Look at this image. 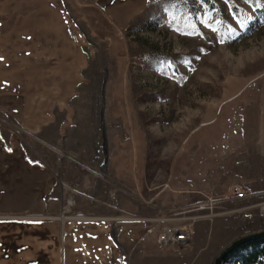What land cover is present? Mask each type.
Here are the masks:
<instances>
[{
  "label": "rangeland",
  "instance_id": "374dc122",
  "mask_svg": "<svg viewBox=\"0 0 264 264\" xmlns=\"http://www.w3.org/2000/svg\"><path fill=\"white\" fill-rule=\"evenodd\" d=\"M63 3L91 55L69 145L84 144L85 159L93 161L90 144L104 139L101 114L110 92L121 143L136 147V237L128 240L117 226L114 255L123 264H213L234 239L263 228L257 206L230 202L223 207L231 211L193 222L186 248L156 242L178 209L235 184L264 190V0H149L125 26L114 25L97 0ZM21 135L29 159L56 166L45 145ZM127 170L121 167V180ZM169 188L187 198L159 212L156 197ZM233 256L221 264H235Z\"/></svg>",
  "mask_w": 264,
  "mask_h": 264
},
{
  "label": "crops",
  "instance_id": "0c3cea01",
  "mask_svg": "<svg viewBox=\"0 0 264 264\" xmlns=\"http://www.w3.org/2000/svg\"><path fill=\"white\" fill-rule=\"evenodd\" d=\"M148 3L97 0L116 26ZM0 58V120L13 125L0 122V264H123L114 255L113 231L119 226L128 240L136 237L130 217L137 215L136 147L121 143L110 92L101 114L104 139L90 144L93 161L85 159L84 144L69 145L78 128L74 101L88 83L91 55L63 0H0ZM50 128L53 138L46 139ZM21 133L45 145L56 166L29 159ZM121 167L133 169L123 180ZM180 190H163L155 209L183 206L187 197ZM250 248L235 251L234 263Z\"/></svg>",
  "mask_w": 264,
  "mask_h": 264
},
{
  "label": "built area",
  "instance_id": "2783aa9c",
  "mask_svg": "<svg viewBox=\"0 0 264 264\" xmlns=\"http://www.w3.org/2000/svg\"><path fill=\"white\" fill-rule=\"evenodd\" d=\"M263 195L264 192L252 191L235 184L231 185L223 195L205 196L202 200L190 206L178 209L169 218L171 222L165 224L158 232L156 242L161 246H172L179 249L186 248L191 239L193 222L231 211L224 209L223 205L225 203L249 201V204L242 207L257 206L259 213L264 215V200L261 198ZM191 212H196V214L188 216Z\"/></svg>",
  "mask_w": 264,
  "mask_h": 264
},
{
  "label": "trees",
  "instance_id": "16d2710c",
  "mask_svg": "<svg viewBox=\"0 0 264 264\" xmlns=\"http://www.w3.org/2000/svg\"><path fill=\"white\" fill-rule=\"evenodd\" d=\"M247 246H251V248L248 251H246L244 254L239 255L238 257L239 264H264V238L240 246L235 251ZM226 257H228V255Z\"/></svg>",
  "mask_w": 264,
  "mask_h": 264
},
{
  "label": "water",
  "instance_id": "95a60500",
  "mask_svg": "<svg viewBox=\"0 0 264 264\" xmlns=\"http://www.w3.org/2000/svg\"><path fill=\"white\" fill-rule=\"evenodd\" d=\"M264 238V230L248 233L234 239L229 243L214 259L213 264H221V262L229 255L231 252H234L238 247L246 245L252 241Z\"/></svg>",
  "mask_w": 264,
  "mask_h": 264
},
{
  "label": "snow or ice",
  "instance_id": "6c2138e0",
  "mask_svg": "<svg viewBox=\"0 0 264 264\" xmlns=\"http://www.w3.org/2000/svg\"><path fill=\"white\" fill-rule=\"evenodd\" d=\"M200 2H201V3H203V2H204V0H200ZM225 2H226V3H230V2H231V0H225ZM246 2H247V0H246ZM233 19H237V17H236L235 15H233ZM237 22H238V23H240L241 25L243 24V21H239V20H238ZM213 30H214V29H213ZM214 31H215V30H214ZM0 59H2V58H0ZM3 83H5V84H6L7 82L5 81V82H3ZM6 150H7V151H9V152H11V151H12V149H11V148H7Z\"/></svg>",
  "mask_w": 264,
  "mask_h": 264
}]
</instances>
